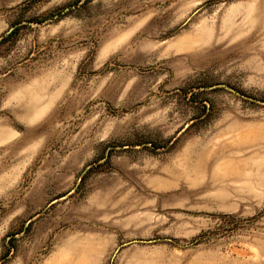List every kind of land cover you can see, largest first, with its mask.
Wrapping results in <instances>:
<instances>
[{
    "label": "rangeland",
    "instance_id": "1",
    "mask_svg": "<svg viewBox=\"0 0 264 264\" xmlns=\"http://www.w3.org/2000/svg\"><path fill=\"white\" fill-rule=\"evenodd\" d=\"M0 264H264V0H0Z\"/></svg>",
    "mask_w": 264,
    "mask_h": 264
},
{
    "label": "water",
    "instance_id": "2",
    "mask_svg": "<svg viewBox=\"0 0 264 264\" xmlns=\"http://www.w3.org/2000/svg\"><path fill=\"white\" fill-rule=\"evenodd\" d=\"M222 86H223V85H218V86H214V87H210V88H206V89H207V90H212V89H215V88H217V87H222ZM237 94H238L239 96L245 98V99H249V100H251V101H255V102H258V103L263 104V102H261V101H258V100H255V99H252V98L246 97V96L241 95V94H239V93H237Z\"/></svg>",
    "mask_w": 264,
    "mask_h": 264
}]
</instances>
